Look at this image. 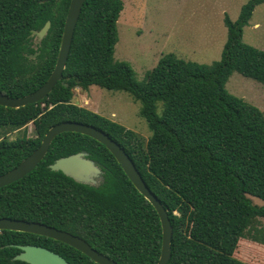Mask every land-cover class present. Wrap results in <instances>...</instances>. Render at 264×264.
<instances>
[{"label":"trees","instance_id":"16d2710c","mask_svg":"<svg viewBox=\"0 0 264 264\" xmlns=\"http://www.w3.org/2000/svg\"><path fill=\"white\" fill-rule=\"evenodd\" d=\"M71 0H0V90L22 97L39 89L57 62ZM264 0H248L239 17L225 16L227 40L211 64L163 55L138 81L132 66L115 59L123 0H86L63 78L49 95L20 108L0 105V175L16 167L49 129L63 121L93 125L128 152L166 207L173 227L167 264H251L238 257L242 242L264 245V111L230 93L238 71L264 84V50L243 40L244 27ZM51 21L34 47L33 30ZM39 51L35 58L30 55ZM124 90L140 101L152 135L137 132L72 102L77 87ZM162 105V113L157 109ZM33 123L36 136H27ZM24 131L9 140L3 129ZM80 151L103 170L95 186L49 165ZM41 222L80 236L120 264H157L163 227L153 204L134 186L111 151L97 139L63 132L38 166L0 188V218ZM49 248L71 264H98L73 246L29 232L0 230V264L16 245Z\"/></svg>","mask_w":264,"mask_h":264},{"label":"rangeland","instance_id":"374dc122","mask_svg":"<svg viewBox=\"0 0 264 264\" xmlns=\"http://www.w3.org/2000/svg\"><path fill=\"white\" fill-rule=\"evenodd\" d=\"M125 5L118 20L119 41L115 59L129 63L138 81L146 78L159 59L167 53L198 63L211 64L222 56L228 30L225 16L239 17L248 0H123ZM36 40V37H35ZM243 40L264 50V3L256 7L244 27ZM36 42V41H35ZM37 43V42H36ZM227 90L264 111V84L235 71ZM72 102L98 112L148 140L152 131L140 114L141 102L124 90H108L93 85L89 89L75 88ZM162 113V105L157 109ZM27 136H36L30 123ZM24 129H3L9 139L22 136ZM253 202L263 205L258 197ZM264 227V219L260 220ZM238 257L251 264H264V245L242 242Z\"/></svg>","mask_w":264,"mask_h":264},{"label":"water","instance_id":"95a60500","mask_svg":"<svg viewBox=\"0 0 264 264\" xmlns=\"http://www.w3.org/2000/svg\"><path fill=\"white\" fill-rule=\"evenodd\" d=\"M85 1L86 0H71L57 62L48 80L36 91L22 97H11L0 90V105L11 108H20L27 104L37 103L47 97L49 93L53 91L56 84L62 80L64 70L67 66L76 26ZM50 27L51 21H47L42 29L33 30L32 35H35L37 43L48 34ZM38 53L39 51L30 56L35 58ZM63 132L82 133L91 136L106 145L133 182L134 186L153 204L160 216L163 227L162 251L157 264H167L171 258L173 227L166 207L147 185L136 163L121 144L105 131L93 125L68 120L52 126L46 133L39 147H37L16 167L0 175V188L17 181L32 172L46 156L53 140ZM49 167L53 171H62L77 182L97 186L103 181L102 168L95 160L91 159L89 153L85 151L60 157L56 159L54 163L50 164ZM5 229L34 233L62 241L80 250L98 264H120L108 255L93 248L89 242L80 236L41 222L2 217L0 218V230ZM16 246L21 251L13 258L14 260H20L29 264H71L61 254L40 245L23 244Z\"/></svg>","mask_w":264,"mask_h":264},{"label":"flooded vegetation","instance_id":"af4514ba","mask_svg":"<svg viewBox=\"0 0 264 264\" xmlns=\"http://www.w3.org/2000/svg\"><path fill=\"white\" fill-rule=\"evenodd\" d=\"M33 40H34V47H36L38 43L35 42V41H36V40H35V37H34Z\"/></svg>","mask_w":264,"mask_h":264}]
</instances>
